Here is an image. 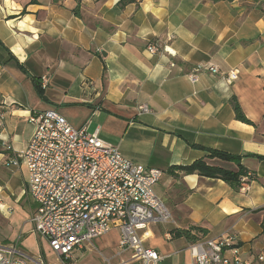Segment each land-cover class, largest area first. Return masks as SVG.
Returning <instances> with one entry per match:
<instances>
[{
    "label": "crops",
    "instance_id": "0c3cea01",
    "mask_svg": "<svg viewBox=\"0 0 264 264\" xmlns=\"http://www.w3.org/2000/svg\"><path fill=\"white\" fill-rule=\"evenodd\" d=\"M151 42L161 50L151 54ZM202 65L217 71L192 81ZM231 69L239 77L229 83ZM234 100L251 122L236 117ZM44 110L164 171L155 189L173 221L140 231L160 264H193L192 242L172 232L192 225L205 238L233 237L243 258L264 264V0H0V246L46 259L56 254L31 220L37 203L18 156L34 132L30 114ZM201 146L241 155L256 177L248 191L172 168L206 157ZM119 240L113 228L68 264L95 241L97 264L129 259L116 254Z\"/></svg>",
    "mask_w": 264,
    "mask_h": 264
},
{
    "label": "built area",
    "instance_id": "2783aa9c",
    "mask_svg": "<svg viewBox=\"0 0 264 264\" xmlns=\"http://www.w3.org/2000/svg\"><path fill=\"white\" fill-rule=\"evenodd\" d=\"M151 54L161 50L159 42L147 46ZM172 55L175 51L164 45ZM216 72V66H199L189 73L192 81L203 69ZM239 77L231 69L223 78L231 83ZM48 75H43L46 86ZM144 112L149 111L141 106ZM3 118V115H0ZM34 132L27 146L18 154L28 170V191L37 203L31 220L60 264L76 249L93 242L113 228L120 231L117 255L131 252L129 259L103 264H160L165 259L158 250L144 244L140 233L152 224L173 221L171 211L155 187L164 171L126 157L118 146L103 141L85 127H74L56 110L30 114ZM1 129V123H0ZM10 148V146H8ZM19 164L18 159H13ZM249 173L241 177V191L249 189ZM193 264H253L242 257L234 238L221 235L191 243ZM264 261V255H259ZM0 264H51L42 255H17L15 249L0 246Z\"/></svg>",
    "mask_w": 264,
    "mask_h": 264
},
{
    "label": "trees",
    "instance_id": "16d2710c",
    "mask_svg": "<svg viewBox=\"0 0 264 264\" xmlns=\"http://www.w3.org/2000/svg\"><path fill=\"white\" fill-rule=\"evenodd\" d=\"M236 117L244 122H251L245 115L242 107L237 100L233 101ZM208 152V155L204 158L197 159L187 165H174L172 168L180 170L186 174L197 173L205 177L220 178L228 182L236 189L240 190L241 177L248 175L249 172L241 164V155L233 154L227 151H221L209 147L201 146ZM218 159L225 161L226 163H236V168L215 164L211 160ZM256 177L252 174L249 175L248 181L251 182ZM174 236L184 237L190 242H196L206 237L208 230L198 225H192L189 228H174L172 229Z\"/></svg>",
    "mask_w": 264,
    "mask_h": 264
},
{
    "label": "rangeland",
    "instance_id": "374dc122",
    "mask_svg": "<svg viewBox=\"0 0 264 264\" xmlns=\"http://www.w3.org/2000/svg\"><path fill=\"white\" fill-rule=\"evenodd\" d=\"M114 235L116 236V233L109 235V239L112 240L111 237H114ZM42 244L44 243V240H42ZM94 249L85 252H81V254H76L77 259L75 260V264H97V262H99L101 260V258H99L98 256V242L95 241V246L93 247ZM46 260L48 262H50L51 264H60L61 261L60 259L53 254H47L46 256Z\"/></svg>",
    "mask_w": 264,
    "mask_h": 264
}]
</instances>
